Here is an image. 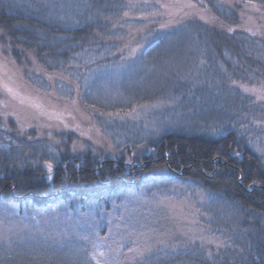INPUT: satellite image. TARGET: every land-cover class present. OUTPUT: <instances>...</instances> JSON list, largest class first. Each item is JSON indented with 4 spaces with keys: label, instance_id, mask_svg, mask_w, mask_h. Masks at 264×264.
<instances>
[{
    "label": "trees",
    "instance_id": "trees-1",
    "mask_svg": "<svg viewBox=\"0 0 264 264\" xmlns=\"http://www.w3.org/2000/svg\"><path fill=\"white\" fill-rule=\"evenodd\" d=\"M125 1L0 0V45L15 63L20 88L43 96L45 104L46 99L54 103L55 111L58 105L66 106L80 121L78 127L70 122L55 129L0 117L13 140L9 147H0V201L32 208L61 203L75 214L99 215L131 195L150 197L190 188L206 196L201 210L217 224L207 229L225 233L219 225L224 223L234 228L231 240L244 235L241 246H218L176 234L129 252L123 264H264V155L238 125L222 132L226 126L199 124L190 115L179 127L155 136L118 140L94 125L95 116L82 95L78 93V102L70 108V97L60 95L54 85L42 95L43 89L29 76H68L81 55L106 48L114 51L113 59L129 57L127 47L146 34L150 43L156 41L154 47L166 38L189 35L208 39L220 57L230 52L237 60V65L229 64L234 80L264 86V0H188L171 14L158 8L153 19L145 15L142 22L121 17ZM246 1L257 5L252 8ZM172 3L167 5L174 8ZM249 71L255 76L247 75ZM254 103L264 106L253 94L241 101L246 106ZM157 221L160 224L161 218ZM106 226L99 227L101 234ZM78 244L63 242L55 249L48 242L52 249L26 255L22 250L5 252L0 243V264H95Z\"/></svg>",
    "mask_w": 264,
    "mask_h": 264
},
{
    "label": "rangeland",
    "instance_id": "rangeland-1",
    "mask_svg": "<svg viewBox=\"0 0 264 264\" xmlns=\"http://www.w3.org/2000/svg\"><path fill=\"white\" fill-rule=\"evenodd\" d=\"M162 2L166 5L158 0H126L121 17L129 22H142L145 15H148L146 20L153 19L152 14L158 8H166L171 14L179 5L189 3L188 0ZM246 2L252 8L257 5ZM169 3L175 5L174 8L168 6ZM178 37L166 38L154 47L156 41L150 43L151 37L146 34L127 47L125 53L129 57L113 59L114 51L106 48L99 53L81 55L75 62L74 73L68 76L67 73L53 77L29 73V76L37 88L43 89L42 95L54 85L60 95L70 97L67 104L70 108L78 102V93L82 95L95 116L94 125L111 138L134 140L140 136H155L189 120L192 115L199 124L216 122L226 126L222 132L238 125L250 139L249 143L264 155V106L262 103L241 104L247 94L263 101L264 86L234 80L229 64L237 65V60L230 52L218 56L211 50L208 39ZM15 67L11 56L0 45V117H13L20 125L29 127L58 129L60 124L78 127L80 121L66 106L58 105L55 111L54 103L46 99L49 103L46 105L42 102L43 96L28 92L26 87L22 90ZM246 74L255 76L250 71ZM228 79L231 81L223 85L221 81ZM97 104L105 108L104 111L109 108L115 112H104L95 106ZM120 106L123 111H117ZM6 129V123L0 122V147H9L13 141L6 135ZM81 131L83 135L86 132L82 128ZM205 200L201 191L170 189L150 197L128 196L110 212L101 210L99 215L94 211L75 214L61 203L32 208L1 200V248L5 252L22 250L26 255H35L52 247L57 249L63 242H77L95 264H123L122 259L127 258L129 252H139L141 246L172 239L176 234L191 241L240 247L244 235L238 236L239 240H231L234 235L230 232L233 233L234 228L222 223L219 225L225 233H211L207 229L208 224H217L210 214L201 210ZM224 216L234 215L226 213ZM103 223L107 226L101 234L99 227ZM261 255L257 253L258 257Z\"/></svg>",
    "mask_w": 264,
    "mask_h": 264
},
{
    "label": "snow or ice",
    "instance_id": "snow-or-ice-1",
    "mask_svg": "<svg viewBox=\"0 0 264 264\" xmlns=\"http://www.w3.org/2000/svg\"><path fill=\"white\" fill-rule=\"evenodd\" d=\"M191 6V5H190ZM48 169H49V172L51 171V165L49 164L48 165Z\"/></svg>",
    "mask_w": 264,
    "mask_h": 264
}]
</instances>
